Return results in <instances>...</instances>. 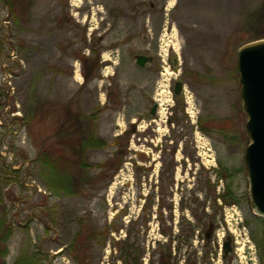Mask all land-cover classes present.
I'll return each instance as SVG.
<instances>
[{
	"label": "rangeland",
	"instance_id": "obj_1",
	"mask_svg": "<svg viewBox=\"0 0 264 264\" xmlns=\"http://www.w3.org/2000/svg\"><path fill=\"white\" fill-rule=\"evenodd\" d=\"M259 38L264 0H0L6 261L28 250L42 264H226L229 235L230 264H264L236 70L238 47ZM77 116L103 145L64 142ZM41 148L69 160L65 190L48 189Z\"/></svg>",
	"mask_w": 264,
	"mask_h": 264
},
{
	"label": "water",
	"instance_id": "obj_2",
	"mask_svg": "<svg viewBox=\"0 0 264 264\" xmlns=\"http://www.w3.org/2000/svg\"><path fill=\"white\" fill-rule=\"evenodd\" d=\"M151 60L147 55L135 56V63L141 67ZM236 70L240 107L245 116L243 130L248 138L243 155V171L248 183L249 207L254 215L264 217V38L238 47ZM181 85L179 81L175 83L174 94L180 93ZM155 108L156 105H153L151 115ZM223 249L225 254L230 250L229 236L223 243Z\"/></svg>",
	"mask_w": 264,
	"mask_h": 264
},
{
	"label": "trees",
	"instance_id": "obj_3",
	"mask_svg": "<svg viewBox=\"0 0 264 264\" xmlns=\"http://www.w3.org/2000/svg\"><path fill=\"white\" fill-rule=\"evenodd\" d=\"M9 1V0H8ZM10 7V2L7 3ZM9 7V8H10ZM80 118V119H79ZM78 121H81L82 117L77 116ZM81 125L76 128V132L72 136H63V140L66 144H71L75 151L84 152L86 148L91 146H101L103 141L100 138L94 137L88 132L87 127L85 128L86 122L81 121ZM68 127V131L71 128ZM68 133V132H67ZM66 133V134H67ZM65 135V134H64ZM77 140V142H76ZM60 150H48L41 148L36 156V160L41 165L42 172L41 176L46 182L48 189L54 193L60 190H65L68 187L70 176L66 173V169L69 166V160L62 156ZM83 161L79 165H82ZM222 204H234L235 198L231 193H223L217 196ZM11 224L6 219V215L0 216V264H42V256L39 253H35L28 250H23L12 263L6 261L7 255V242L11 235ZM192 235L188 236V240L191 239ZM256 243V241H255ZM264 245V244H263ZM130 257V253L127 252ZM132 260V258H130ZM125 264H129L128 260H124Z\"/></svg>",
	"mask_w": 264,
	"mask_h": 264
},
{
	"label": "flooded vegetation",
	"instance_id": "obj_4",
	"mask_svg": "<svg viewBox=\"0 0 264 264\" xmlns=\"http://www.w3.org/2000/svg\"><path fill=\"white\" fill-rule=\"evenodd\" d=\"M153 105H156V108H155V112H154V114L153 115H151L150 114V111H151V108H152V106ZM152 106H151V108H150V110H149V114H150V116H154L155 114H156V111H157V104L156 103H154ZM211 225V224H210ZM207 234H208V236H207ZM206 238H208L209 236H210V232H207L206 233ZM227 237V236H226ZM230 237V250L225 254L224 253V249H223V244H222V248H221V252H220V255H221V262L223 263V262H225L226 264H230V261H232V256H231V253H232V251H233V246H232V238H231V236H229ZM225 240H226V238H225ZM225 240H224V242H225ZM223 242V243H224ZM258 245V244H257ZM209 264H215V263H213V258L212 257H210L209 258ZM160 263L159 264H167L165 261H164V259L161 257L160 258V261H159ZM188 264H195V262H190V263H188ZM260 264H262V263H260Z\"/></svg>",
	"mask_w": 264,
	"mask_h": 264
}]
</instances>
